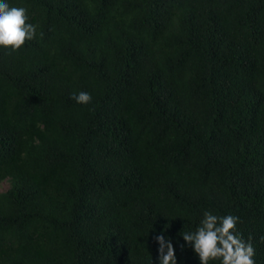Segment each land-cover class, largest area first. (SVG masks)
Wrapping results in <instances>:
<instances>
[{"label": "trees", "instance_id": "16d2710c", "mask_svg": "<svg viewBox=\"0 0 264 264\" xmlns=\"http://www.w3.org/2000/svg\"><path fill=\"white\" fill-rule=\"evenodd\" d=\"M6 2L36 36L0 46V264H160L159 235L200 264L205 211L264 264V0Z\"/></svg>", "mask_w": 264, "mask_h": 264}, {"label": "clouds", "instance_id": "9594fccd", "mask_svg": "<svg viewBox=\"0 0 264 264\" xmlns=\"http://www.w3.org/2000/svg\"><path fill=\"white\" fill-rule=\"evenodd\" d=\"M26 13L24 7H10L6 0H0V46L17 51L35 38L36 27L28 22ZM71 99L84 105L92 101L91 95L83 91L73 94ZM238 221L236 216L220 217L205 211L200 226L194 232H185L183 240L198 255L200 264L217 260L220 264H255V249L237 232ZM156 240L160 264H177L173 244L163 235Z\"/></svg>", "mask_w": 264, "mask_h": 264}, {"label": "rangeland", "instance_id": "374dc122", "mask_svg": "<svg viewBox=\"0 0 264 264\" xmlns=\"http://www.w3.org/2000/svg\"><path fill=\"white\" fill-rule=\"evenodd\" d=\"M7 186V184L6 183H3L2 185H1V188L2 187H6Z\"/></svg>", "mask_w": 264, "mask_h": 264}]
</instances>
